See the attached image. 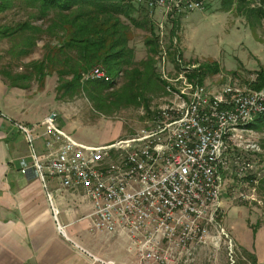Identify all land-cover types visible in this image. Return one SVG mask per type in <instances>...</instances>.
<instances>
[{
  "label": "built area",
  "instance_id": "built-area-1",
  "mask_svg": "<svg viewBox=\"0 0 264 264\" xmlns=\"http://www.w3.org/2000/svg\"><path fill=\"white\" fill-rule=\"evenodd\" d=\"M144 1L150 14L159 15L154 20L159 41L166 18L200 10L205 3ZM91 77H103L101 68L94 66L84 75ZM234 83L212 91L188 79L184 71L182 77L166 78L165 88L183 98L185 111L153 114L145 126L108 142L76 141L54 124L51 113L41 121L42 150L35 154L30 144L34 125L17 123L31 159H20L19 171L30 168L43 185L52 177L61 187L81 189L92 207L90 228L124 233L136 264H186L196 248L214 237L208 227L214 225L219 205L221 174L230 172L231 165V146L224 145V138L239 134L230 131V124L264 108V84L233 92ZM223 90H231V97H223ZM232 164L237 175L252 170L251 162L238 156ZM55 227L61 232L60 224L55 222ZM220 234L227 237L229 248L227 234L222 229Z\"/></svg>",
  "mask_w": 264,
  "mask_h": 264
},
{
  "label": "rangeland",
  "instance_id": "rangeland-1",
  "mask_svg": "<svg viewBox=\"0 0 264 264\" xmlns=\"http://www.w3.org/2000/svg\"><path fill=\"white\" fill-rule=\"evenodd\" d=\"M256 3V0H250L248 4ZM156 12L152 13L154 20L155 15L159 16ZM27 13L22 8L1 12L0 23L28 18L33 24H45L41 19L27 16ZM171 17L174 20L170 42L162 34L161 41L157 39L158 50L152 53L155 74L160 76L163 84L166 78L182 77L183 71H194L195 79L197 74H202L198 83L212 91L230 82L251 90L263 86L264 82L259 87L253 85L257 81L255 70L264 64V17L247 9L239 11L234 2L227 8H219L218 0H205L202 9L188 10ZM131 31L129 43L133 46L135 60H139L146 55L142 41L148 35V30L145 27L131 26ZM162 31H166V28L163 27ZM43 41L44 38H37L27 54H19V36L0 37V70L12 73L25 70V64L31 58L41 55ZM167 43H170V49H174L172 53L167 51ZM97 66L105 71L100 65ZM27 81L28 86L25 89L33 92L27 98L34 113H54L53 122L57 127L76 141L89 144H97L106 139L112 141L132 134L149 123L157 111L167 110L173 103L178 104L179 109L184 103L183 98H179L165 86L160 88L153 84L152 91L144 92L148 96L147 110L140 101L135 105L120 106L112 113L105 114L94 108L92 101L82 90L72 94L58 90V81L53 73L45 75L41 80L31 77ZM122 81L120 76L114 78L112 88L120 86ZM234 138L235 141L231 143L234 145L227 152V159L231 164L230 172L221 174L219 205L215 212L214 225L208 227L209 233L214 237L202 245L210 246L215 253L209 257L208 254L200 255L196 260L194 254L193 259L186 264H234L246 257L234 234L243 231L242 238L246 233L249 243L250 226L256 220H259L257 233L261 228L264 229V194L257 190V181L264 177V127L254 129L244 126ZM237 145L245 149L235 147ZM250 145L255 148H247ZM236 156L250 161L252 170L237 175L232 164ZM220 229L230 240V251L227 237L220 234Z\"/></svg>",
  "mask_w": 264,
  "mask_h": 264
},
{
  "label": "trees",
  "instance_id": "trees-1",
  "mask_svg": "<svg viewBox=\"0 0 264 264\" xmlns=\"http://www.w3.org/2000/svg\"><path fill=\"white\" fill-rule=\"evenodd\" d=\"M249 1L218 0V6L227 8L234 2L237 10L247 9L264 17V0H256V5H249ZM12 8L25 9L27 16L41 19L45 24H33L28 18L0 23V37H20L19 54H27L37 38H44L41 55L31 58L25 64V70L17 73L0 70L1 78L9 86L25 89L29 78L41 80L53 73L58 81V90L69 94L82 90L94 108L105 114L140 101L147 110L148 96L144 92L152 91L153 84L160 88L164 86L163 80L155 74L152 57V53L158 50V31L144 0H0V13ZM172 20L171 17L163 21L166 28L163 34L169 42ZM131 26L148 30L142 41L146 55L139 60H135L133 46L129 43ZM166 46L169 53L174 51L170 49V43ZM177 54H180L179 51ZM97 65L104 68L105 77L85 79V73ZM185 75L197 82L202 78V74H197L195 79L194 71ZM255 75L257 81L253 86L259 87L264 82V64L255 70ZM118 76L123 81L113 89L114 78ZM244 126L254 129L264 127V114L255 116ZM257 190L264 194V177L257 181ZM258 221L250 226L252 233ZM242 253L246 257L237 260V264H256L252 254L244 250Z\"/></svg>",
  "mask_w": 264,
  "mask_h": 264
},
{
  "label": "crops",
  "instance_id": "crops-1",
  "mask_svg": "<svg viewBox=\"0 0 264 264\" xmlns=\"http://www.w3.org/2000/svg\"><path fill=\"white\" fill-rule=\"evenodd\" d=\"M30 95L32 91L9 86L0 76V264H136L124 233L90 228L92 207L81 189L61 187L52 177L43 185L30 168L19 171L20 159L31 160L30 146L15 124L34 125L30 144L35 154H40L44 137L41 121L47 114L34 113ZM261 229L250 230L249 243L243 231L234 234L241 252L252 254L256 264H264ZM213 251L199 246L195 260Z\"/></svg>",
  "mask_w": 264,
  "mask_h": 264
},
{
  "label": "bare ground",
  "instance_id": "bare-ground-1",
  "mask_svg": "<svg viewBox=\"0 0 264 264\" xmlns=\"http://www.w3.org/2000/svg\"><path fill=\"white\" fill-rule=\"evenodd\" d=\"M101 73H102V76L103 77H91L90 79H102V78H104L105 77V72L103 71V69H101ZM233 92H244V89L241 88L238 85L233 84ZM223 97H231V90H223ZM177 106H178V104L173 103L172 105H170L169 109H167V110H160L157 113L166 112V111H169V112L185 111V103H183V106H180L179 109H178ZM260 114H264V108L256 111L254 114H252L249 117H245V118L240 119V120H235L234 121V124H230V131H239V130H241V128L246 123H248L249 121L253 120V118H255V116H257V115L259 116ZM234 141H235L234 135L232 137H225L224 138V145L225 146H232L234 144H231V143L234 142ZM240 147H242V146H240ZM250 147L253 148V149L255 148L254 145H250L249 147L247 146V148H250ZM242 148H244V147H242Z\"/></svg>",
  "mask_w": 264,
  "mask_h": 264
}]
</instances>
